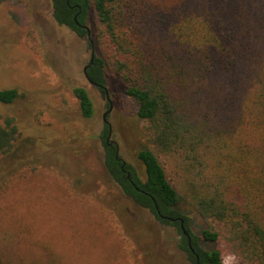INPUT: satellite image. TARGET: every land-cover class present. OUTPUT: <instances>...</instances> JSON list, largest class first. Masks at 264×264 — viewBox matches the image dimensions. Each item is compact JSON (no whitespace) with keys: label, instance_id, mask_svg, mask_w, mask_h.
Returning <instances> with one entry per match:
<instances>
[{"label":"trees","instance_id":"trees-1","mask_svg":"<svg viewBox=\"0 0 264 264\" xmlns=\"http://www.w3.org/2000/svg\"><path fill=\"white\" fill-rule=\"evenodd\" d=\"M51 4L54 20L93 49L91 80L106 93L107 75L115 77L145 122L151 145L137 153L144 180L104 140L103 164L113 182L161 224L176 227L191 264H225V254L264 264V0ZM73 92L81 114L91 117L87 90ZM17 97L15 88L0 89V104ZM18 136L15 118L0 111V156ZM168 172L201 218L199 234L179 209Z\"/></svg>","mask_w":264,"mask_h":264},{"label":"rangeland","instance_id":"rangeland-1","mask_svg":"<svg viewBox=\"0 0 264 264\" xmlns=\"http://www.w3.org/2000/svg\"><path fill=\"white\" fill-rule=\"evenodd\" d=\"M90 52L86 37L54 20L50 0H0V89L18 92L0 111L19 130L12 150L0 156V257L5 264H191L176 227L132 202L103 164L104 120L109 141L141 180L137 153L151 141L115 77L107 75L108 97L86 80ZM76 86L92 100L89 118ZM168 175L199 234L201 218ZM223 261L241 264L227 254Z\"/></svg>","mask_w":264,"mask_h":264},{"label":"water","instance_id":"water-1","mask_svg":"<svg viewBox=\"0 0 264 264\" xmlns=\"http://www.w3.org/2000/svg\"><path fill=\"white\" fill-rule=\"evenodd\" d=\"M82 27L85 28V29H87V31H88L87 33H88V36H89L90 35V30H89L88 26L87 25H82ZM92 59H93V49H92V52H91V55H90V63L92 62ZM90 63H87L86 65H84L83 68H82V71H83V74H84L86 80L90 84H95L91 80V78L89 77L88 72H87V69H88ZM106 96H107V91H106ZM109 103H110V100H109ZM104 116H105V113L103 114V119H104ZM104 121L108 125V137H107V139H108L110 137V135H111V126H110V123L108 121H106V120H104ZM110 144H114L116 146V148H117L116 155H118V145H117L116 141L111 140L110 141ZM127 176L129 177V172L127 173ZM180 228H181L182 234L185 235V236H187V237H189L188 236V232H187V230L184 227V224H183V220L182 219H180ZM188 243H189V247L192 249V247L190 246V238H188Z\"/></svg>","mask_w":264,"mask_h":264},{"label":"flooded vegetation","instance_id":"flooded-vegetation-1","mask_svg":"<svg viewBox=\"0 0 264 264\" xmlns=\"http://www.w3.org/2000/svg\"><path fill=\"white\" fill-rule=\"evenodd\" d=\"M51 1V0H50ZM52 5V4H51ZM75 18V17H74ZM76 19V18H75ZM77 23V25H79V26H81L82 27V24H79L78 22H76ZM83 25H85V24H83ZM66 27V26H65ZM83 28V27H82ZM85 29V28H84ZM87 35H88V33H87ZM91 52H92V48H91ZM91 52H90V55H91ZM88 63H90V57H89V60H88ZM92 63V62H91ZM90 63V64H91ZM88 70V69H87ZM95 83V82H94ZM92 85H94V86H96V87H98V85L95 83V84H92ZM99 88V87H98ZM107 137H108V133H107V135H106V138H105V142L108 144V145H114V144H110V141H109V138L107 139ZM115 146V145H114ZM116 147V146H115ZM116 151H117V148H116ZM120 160H122L121 158H120ZM124 161L122 160V163H123ZM123 164H125V163H123ZM126 177H128L127 176V172H126ZM191 249V248H190ZM191 252L193 253V250L191 249ZM196 258H197V256H196ZM197 264H198V262H197Z\"/></svg>","mask_w":264,"mask_h":264}]
</instances>
